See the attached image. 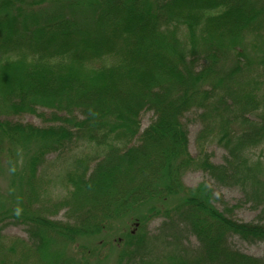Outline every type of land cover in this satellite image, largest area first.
<instances>
[{
	"label": "trees",
	"instance_id": "obj_1",
	"mask_svg": "<svg viewBox=\"0 0 264 264\" xmlns=\"http://www.w3.org/2000/svg\"><path fill=\"white\" fill-rule=\"evenodd\" d=\"M43 2L0 0V117L52 110L47 126L0 119V165L6 154L24 165L15 193H0V225L28 234L0 235L13 255L0 264H264L230 246L264 241V100L235 86L253 75L241 46L264 0H83L82 23L63 9L23 14ZM191 110L203 124L196 157L182 121ZM213 140L222 164L203 149ZM191 170L241 199L186 186ZM246 204L253 221L233 214ZM60 210L65 221L51 219Z\"/></svg>",
	"mask_w": 264,
	"mask_h": 264
},
{
	"label": "rangeland",
	"instance_id": "obj_2",
	"mask_svg": "<svg viewBox=\"0 0 264 264\" xmlns=\"http://www.w3.org/2000/svg\"><path fill=\"white\" fill-rule=\"evenodd\" d=\"M77 1L82 2L83 0H44V2L40 5H34L31 6L29 4H26L22 7L23 14H42V15H50L52 12H56L63 9V13L67 15L69 18L74 19L76 22L82 23L88 20V12L83 11L82 4ZM151 1V0H150ZM156 1V0H152ZM63 6V7H60ZM57 7V8H56ZM33 14V15H34ZM257 33L249 36L247 42L245 41L244 44L241 46L242 51H245L247 53L248 57L251 58V61L249 64L251 65V68H254L253 75L250 77L244 79L242 76H236L235 77V86H244L245 90H249V86L255 85V92L260 96V98L264 100V71L261 68L260 58L263 56V53H260L264 49V20L262 21L261 27L256 31ZM182 41L187 43L188 38L187 35H184L181 37ZM197 50V49H196ZM195 50V52H196ZM231 61V59H230ZM254 62V63H253ZM250 68V69H251ZM231 82V81H230ZM200 111L191 110L184 116L182 119L184 125L186 126V131H188V150L191 153L193 157L198 156V141L197 136L200 134V131L202 129V122L197 120L196 116L199 114ZM52 110H47L45 108H39L37 111V114H41V116H36L34 114H25L20 115L18 117H12V116H1V118L4 119H11L12 121H21L23 123L32 124L35 126H47L49 125V119L51 116ZM153 117V113L150 111H145L141 114L139 118L140 122V131L146 129V127L151 123ZM49 120V121H48ZM51 122V121H50ZM52 123V122H51ZM215 130V131H214ZM218 133V130L213 128V133ZM205 151L210 155V161L214 162L216 164H222L223 157L225 155V150L223 148L219 147L217 143L213 140L203 147ZM261 150H256V156H259ZM9 155L6 154V156H3V160L1 159V165H0V193L2 195H8L10 191H13L15 193V185H18V177L15 176L16 181L14 182L13 173L20 172L22 166L21 159H18V164L15 165H9L6 160ZM47 161L50 162L52 159H54V155L51 154V156H48ZM264 161V160H263ZM14 166V168H12ZM45 168V167H44ZM42 171L40 173L42 174ZM206 183L212 190L213 194H215L216 197L221 198L223 204H228L229 206L235 205L238 203V201L241 199V194L236 188H227V187H221L217 183L213 181L207 174L203 173L202 171H189L185 173L183 176V183L190 187L196 186L198 183ZM172 200V199H171ZM169 200V201H171ZM216 206L222 210L223 205L219 202L215 203ZM65 213L66 211L60 210L57 212V214L54 215L51 219H56L60 221H65ZM235 218H237L240 221L246 222V221H253L255 217L257 216L258 210L253 211L250 208L249 204H246L245 206H240L235 210L233 213ZM160 219H155L148 224V232L154 233L157 230V227L159 226ZM0 235L5 236L8 239L13 240L14 238H18L21 240H26L28 237V234H26L25 226L18 225V224H2L0 225ZM115 230L117 227L114 228ZM7 240V239H6ZM6 242H9L6 241ZM190 244L191 246H194L196 244L195 238H189L186 242ZM4 244V245H3ZM2 246H0V261H3L4 259L7 261L11 260L12 253L9 250V246L5 243H3ZM230 246H232L235 250H239L245 255H250L254 257H262L264 256V241H258V243H246L242 240H240L238 237H233L230 239ZM115 255H111L110 259L111 262L114 263Z\"/></svg>",
	"mask_w": 264,
	"mask_h": 264
}]
</instances>
